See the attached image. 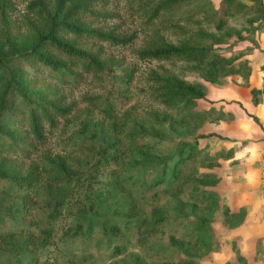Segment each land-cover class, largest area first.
<instances>
[{
  "label": "rangeland",
  "instance_id": "1",
  "mask_svg": "<svg viewBox=\"0 0 264 264\" xmlns=\"http://www.w3.org/2000/svg\"><path fill=\"white\" fill-rule=\"evenodd\" d=\"M5 1L10 3V17L19 33L14 37L7 30V19L0 15V58L12 67L22 39L28 37L25 24L30 17L28 3L31 0H0V5ZM155 1L150 0L149 5ZM240 1L248 3L250 8L228 17L225 28L218 31L214 28L213 11L219 0H180L149 22L146 20L147 9H141V0H112L107 8L113 15L101 24L120 36L132 35L124 46L103 44L107 55L121 59L122 65L133 71L128 85L131 98L126 110L116 126L104 125L94 140L84 139L79 134L84 121L95 128L102 123L98 107L101 106L103 84L91 74H82L83 80L79 84L62 89L64 102L72 103L71 113L57 121V127L45 136L36 154L16 161L23 165L37 163L52 171H56L53 167L59 166L70 172L72 177L66 183L43 174L31 192L29 209L24 214L12 208V205L20 206V191L10 182L0 179V264H121L132 254L142 256V249L147 244L156 245V249L169 257H189L199 264H223L229 259L234 260L236 252L243 255L247 263L263 264L264 261L260 263L261 256L253 257L249 240L241 231L246 226L243 224L245 209L242 207L236 210H240L241 216L237 224H224L220 211L207 220L209 251L185 256L180 248L168 242V237L174 236L185 222L182 216L176 215V209L190 187L188 182H183L187 175L191 178L203 173L208 175L205 187L217 194L220 205L226 204L223 199L227 195L234 197L233 191L241 184H249V195L253 199L261 196L264 200L258 179L261 128L250 107V89L255 90L254 97L259 100L261 95L258 91L264 87V18L259 7L252 6V1ZM154 32L170 42L192 36L202 44L207 40L205 34L210 35L214 40L209 52L212 54H208L205 61H210L212 56L218 61L210 67L176 58L161 61L138 58L137 51L153 38ZM152 69H164L172 76L197 84L203 98L190 104L178 102L177 106L159 103L153 98L147 80ZM233 69L238 72L233 73ZM224 72L228 73L220 74ZM118 73L119 70L112 71V80L118 77ZM112 84L114 88L115 83ZM6 103L3 120H7V114L13 113L20 102L14 93H8ZM197 110L205 114L194 118L191 115L198 113ZM136 124L142 125L146 131L138 135L136 141L138 145H148L147 149L136 147L131 152L121 144L126 151L122 157V179L113 196L105 201L110 207L117 206L121 200L129 201L122 211L133 213L139 224H132L126 230V241L117 240L98 226L89 229L87 221H82L83 214L93 217L91 208L97 202L93 200L97 185L87 168L95 159V150L105 144L108 136L115 135L125 141L128 128L136 127ZM180 142L192 143L194 152L188 160L181 162L174 183L158 185L161 167H169L174 149ZM225 153H231V156L225 158ZM181 154L186 152L183 150ZM193 154H197V158ZM198 158L207 161L196 163ZM247 168L249 177L243 174L241 177L240 170ZM217 177L216 183L212 184ZM56 201L60 208L59 217L46 221L44 215ZM152 206L167 217L165 227L155 233L140 226L143 219L150 216L148 212ZM110 215L108 211L106 220ZM116 243L120 250L114 255ZM186 248L190 249V246L186 244Z\"/></svg>",
  "mask_w": 264,
  "mask_h": 264
},
{
  "label": "trees",
  "instance_id": "2",
  "mask_svg": "<svg viewBox=\"0 0 264 264\" xmlns=\"http://www.w3.org/2000/svg\"><path fill=\"white\" fill-rule=\"evenodd\" d=\"M149 1L141 0V9H147L148 22L155 19L162 10L172 8L180 0H156L152 5H149ZM249 1L253 2V7H259L258 10L264 18V0ZM111 2L112 0H31L28 3L30 17L26 19L25 24L28 37L22 39L24 44L22 43L15 55L14 66H7L0 58V179L10 182L20 191L21 200L18 202L20 206L17 208V205H12L18 213L24 214L28 211L31 192L40 183L43 174L54 181L62 180L66 183L72 177L70 172L59 166L53 167L56 171H52L49 167L44 169L37 163L29 162L23 165L21 161H16L29 159L36 154L45 136L57 127V121L71 113L72 103L64 102L62 89L79 84L78 82L83 80L82 74H91L103 84L101 106L98 107L101 111L102 123L95 128L88 121H84L79 129V134L84 139L94 140L104 127L116 126L121 119V114L126 110V104L131 98L128 85L133 71L123 66L121 59L116 60L111 55H107L103 44L124 46L131 40L132 35L120 36L101 24L113 15L107 8ZM9 5L8 1L0 5V15L7 19L9 23L7 30L16 37L19 30L13 18L10 17ZM249 8L248 3L240 0H219L213 11L214 28L218 31L224 29L228 17L243 13ZM205 36L207 40L206 42L204 40L203 44L195 39L197 37L192 36L170 42L163 35L154 32L153 38L137 51V57L142 60L156 61L176 58L193 65L202 64V66L210 65L211 67L218 59L212 56L210 61H205L206 56L212 54L209 52L214 42L210 35L205 34ZM6 39L8 44V38L5 37ZM115 70H119L120 73L116 74L118 77L112 80L111 73ZM232 72L237 73L238 70L233 69ZM147 80L150 83L153 98L163 105L177 106L178 102L190 104L196 99L203 98V92L197 84L172 76L164 69L150 70ZM104 82H106L105 85ZM112 83H115L114 88ZM258 92L264 102V87ZM8 93H14L20 103L13 113L7 114V120H3L7 109ZM250 93L252 103L256 104L258 100L254 97L255 90L250 89ZM197 112L191 116L196 118L205 114L203 111L197 110ZM135 126L128 128L125 141L115 135L108 136L105 144L95 150V159L88 165L87 170L97 185L93 197V200L97 202L91 208L93 217L82 215V221H87L89 229L98 226V229L115 239L125 241L128 239L126 230H129L132 224H139L133 213L122 211L129 201L121 200L117 206L110 207L105 200L107 197H112L120 186L124 162L122 157L126 152L121 144H125L124 146L131 149V152L136 147L147 149L148 145L144 143L138 145L136 141L138 135L146 133L145 129L140 124ZM183 150L186 152L185 155L181 154ZM194 150L192 143H178L169 167L162 166L160 169L159 177H157L160 182L158 185L174 183L181 162L188 160ZM192 156L197 158V154ZM224 156L228 158L231 153H225ZM195 161L202 163L207 160L198 158ZM193 170L196 172L195 169ZM206 176L208 175L203 173L197 178H191L188 175L183 177V182H188L190 187L186 191V197L177 206L176 215L182 216L185 222L175 235L173 234L174 236L168 237V242L180 248L185 256L187 254L197 256L196 254L211 250L206 223L217 211L221 212L222 221L226 225L237 224L241 219L238 213L240 210L232 212L227 204L217 203V194L205 187ZM217 180L218 177L214 178L212 184ZM163 192L164 190H161V193ZM57 204L56 201L50 211L44 215L46 221L59 217L60 208ZM108 211L111 215L108 217L110 219L106 220ZM148 215L150 216L140 223V226H145V230L155 233L165 227L167 217L164 212L152 206ZM117 244L113 247L114 255L120 250ZM186 244L190 246V249L186 248ZM121 264L199 263L189 257H169L160 249H156V245L147 244L142 249V256L132 254ZM223 264H247V262L243 255L236 252L234 260L229 259Z\"/></svg>",
  "mask_w": 264,
  "mask_h": 264
},
{
  "label": "crops",
  "instance_id": "3",
  "mask_svg": "<svg viewBox=\"0 0 264 264\" xmlns=\"http://www.w3.org/2000/svg\"><path fill=\"white\" fill-rule=\"evenodd\" d=\"M252 109V114H254L259 122V127L261 128L260 136L258 137L259 140V152L264 148V123L262 122V119H264V102L260 98L256 104H253L251 102L250 105ZM261 119V120H260ZM258 152V154H259ZM244 165L246 162L243 163ZM249 168L247 169H241L239 172V175L241 177L242 174L245 175V177H249ZM234 189L231 190V192ZM250 186L249 184L244 185H238L237 189L233 191L235 193L234 197H231L230 195H227L226 198L223 200L226 202V204L229 206L230 211L235 212L240 207L245 209V214L243 218V224H246L241 231L243 235L246 237L247 240H249V244L251 245V250L253 257L257 254L261 256V262L264 261V200L261 199L259 196V199L252 198L249 195ZM255 191V189H254ZM230 194V193H229ZM236 197V200L234 199ZM262 200V201H261ZM256 249L258 251H256ZM250 251V252H251ZM245 255V254H244ZM247 264H254L253 261L247 263ZM257 264V263H256ZM264 264V262H263Z\"/></svg>",
  "mask_w": 264,
  "mask_h": 264
},
{
  "label": "built area",
  "instance_id": "4",
  "mask_svg": "<svg viewBox=\"0 0 264 264\" xmlns=\"http://www.w3.org/2000/svg\"><path fill=\"white\" fill-rule=\"evenodd\" d=\"M258 163V179L260 181L262 191L264 193V148L260 151Z\"/></svg>",
  "mask_w": 264,
  "mask_h": 264
}]
</instances>
